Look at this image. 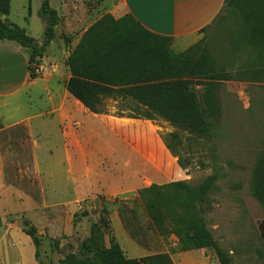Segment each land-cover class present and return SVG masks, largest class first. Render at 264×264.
<instances>
[{
	"label": "rangeland",
	"instance_id": "374dc122",
	"mask_svg": "<svg viewBox=\"0 0 264 264\" xmlns=\"http://www.w3.org/2000/svg\"><path fill=\"white\" fill-rule=\"evenodd\" d=\"M41 2L10 0L9 13L0 16L42 43L47 15L40 13ZM111 2L49 0L59 18L51 47L31 61L36 77H61L52 64L61 44L70 51L71 42ZM244 29L237 12L223 5L203 31L201 40L212 58L234 76L217 92L220 114L207 137L194 138L161 118L129 117L111 98L104 100L102 112H90L62 94L59 83L55 97L37 100L35 106L43 109L34 124L0 130L2 246L13 244L11 227L32 231L37 262L59 264L94 228L106 247L112 237L127 258L164 252L173 264H218L212 247L180 250L174 234L150 221L137 195L150 184L176 179L197 184L216 173L209 191L212 209L205 215L213 240L231 254L233 264H261L257 225L264 208L252 193V169L264 148V79L239 73L257 60L248 46L233 47ZM169 132L179 134V154L191 160L189 167L180 168L165 147L162 136Z\"/></svg>",
	"mask_w": 264,
	"mask_h": 264
},
{
	"label": "trees",
	"instance_id": "16d2710c",
	"mask_svg": "<svg viewBox=\"0 0 264 264\" xmlns=\"http://www.w3.org/2000/svg\"><path fill=\"white\" fill-rule=\"evenodd\" d=\"M224 5L234 9L245 25L234 39L239 41L233 47L248 46L257 56V60H251L248 68L239 73L264 79V0H225ZM9 10L10 0H0V15L6 16ZM40 13L47 15L41 44L23 27L0 18V40L16 41L30 49L27 68L31 78L36 77L31 61L43 54L59 18L49 0H42ZM66 63L70 75L65 88L88 111L102 112L104 100L111 98L119 101L118 106L129 117L161 118L194 138L209 135L212 120L220 114L217 92L222 81L234 77L217 65L202 40L176 52L170 47V37L147 30L127 14L115 18L105 13L92 22L69 51ZM162 139L170 154L177 157L178 166L189 167L191 160L179 154V134L169 132ZM216 178L217 174L211 173L197 184L183 179L150 184L139 188L137 195L150 221L158 230L168 229L174 234L180 250L212 247L218 264H233L231 254L214 242L205 220L206 213L212 209L209 191ZM252 179V193L264 208V148L253 166ZM257 226L261 238L259 256L264 264V218ZM25 233L32 239V231ZM58 262L173 264L164 252L127 258L112 237L106 247L94 228L80 241L76 252L62 256Z\"/></svg>",
	"mask_w": 264,
	"mask_h": 264
},
{
	"label": "crops",
	"instance_id": "0c3cea01",
	"mask_svg": "<svg viewBox=\"0 0 264 264\" xmlns=\"http://www.w3.org/2000/svg\"><path fill=\"white\" fill-rule=\"evenodd\" d=\"M224 1L112 0L111 6L103 14L110 13L115 18L124 14L130 15L147 30L170 37V47L176 52H181L201 40L203 31L217 18ZM4 17L0 16L2 19ZM52 40L46 48L51 47ZM76 41L77 39L71 42V46L75 45ZM26 48L16 41L0 40V130L16 124H34L43 109L35 106L37 100L55 97V83L61 86L62 94L70 95L65 88V82L70 75L66 63L69 51L65 50L63 43L62 53L55 56L52 63L61 77L55 74L49 78H31L27 68L29 53ZM1 187L0 167V191ZM9 235L13 243L11 246L8 243L2 246L0 242V260H6L2 264H39L29 235L17 227H11ZM25 257L27 261H23Z\"/></svg>",
	"mask_w": 264,
	"mask_h": 264
},
{
	"label": "built area",
	"instance_id": "2783aa9c",
	"mask_svg": "<svg viewBox=\"0 0 264 264\" xmlns=\"http://www.w3.org/2000/svg\"><path fill=\"white\" fill-rule=\"evenodd\" d=\"M39 68H40V67H39V66H37L35 69H36V70H39Z\"/></svg>",
	"mask_w": 264,
	"mask_h": 264
}]
</instances>
